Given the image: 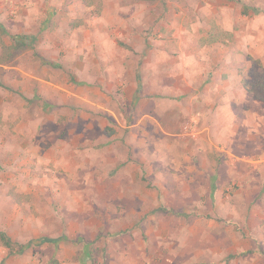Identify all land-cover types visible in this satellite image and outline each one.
I'll return each instance as SVG.
<instances>
[{"label":"rangeland","instance_id":"obj_1","mask_svg":"<svg viewBox=\"0 0 264 264\" xmlns=\"http://www.w3.org/2000/svg\"><path fill=\"white\" fill-rule=\"evenodd\" d=\"M0 39V264H264V0H0Z\"/></svg>","mask_w":264,"mask_h":264},{"label":"crops","instance_id":"obj_2","mask_svg":"<svg viewBox=\"0 0 264 264\" xmlns=\"http://www.w3.org/2000/svg\"><path fill=\"white\" fill-rule=\"evenodd\" d=\"M162 87H164V85H162ZM129 88H130V86H129ZM130 90H131V88H130ZM133 90H135V89H133ZM160 90H161V94H160V101L159 102H160V105H162V106H161V109H159V111L162 110V112H164L163 115L166 114L167 112L169 114V112H171V111L174 112V115H177L179 113V109L177 111H175V109L177 107H181V105H182V101L181 100L182 99L181 98H178L177 101H176V99L175 100H172V99H170V97H166V95H169L168 93L162 91V88ZM217 90H219V89H217ZM232 90H236L237 93H235ZM227 92H228L227 93V97L224 98V99L227 100L225 102H222L223 99H217L218 98L217 95L223 94L224 92L223 91H218L217 93L215 92L213 98L217 96L216 97L217 100L213 99V103H212L213 106H211V108H210V111L212 112V114L214 113L215 116H217L219 114L222 115V113L225 110L226 111H230L233 114H238V113H241L242 112V108H244V104L242 103V101H240L238 99V96L240 94L244 93L245 91L243 89H240L239 86L236 87V85H235V87H233L232 89H229L228 88V91ZM195 99H196V97H195ZM195 99L194 98L192 99L193 102H196V101H194ZM201 100L204 101V99L202 97H201ZM193 102H191V103L193 104ZM198 103H202V102H198ZM204 103H206V102H204ZM156 106H157L156 105V102H154L153 100H149L148 103L144 104V106H143L142 109H143L144 112L150 113V112L156 111L158 109ZM193 106H194V109H195L196 106L197 107H200L198 105H195V103L193 104ZM232 116H233V118H236L237 119L236 116H234V115H232ZM195 117L199 118V115L196 114ZM240 125H237V127H239ZM88 128L90 129L89 125H88ZM200 174L203 175L204 172L201 171ZM222 190L223 189H221V190L220 189H217V191L215 192L214 189L211 190V188L208 187V188L204 189L201 192L195 191L194 195H196V194H199V195H202V196L203 195H210V197L216 195V197L220 200V197L222 195ZM231 208H232V211L233 212L236 211V207L233 206ZM240 208L242 209V206ZM228 209H229V211H231L229 207H227V210ZM259 210H260V207L258 208V211ZM250 222H252L251 223L252 226H256L257 220H256V212L255 211L253 212V216L250 219ZM216 238H219V236H217ZM242 243H244L245 246H249V245H251V243H254V246L251 247V248H249V247H241V248H239V250H240V252L249 251V253H248L249 259L253 260L255 258L258 261H261L262 260L263 263H264V257L259 252L261 250V248L257 245V242L256 241H254L252 239H247L246 241H243ZM216 244H220V242H216ZM262 244L264 245V241L262 242ZM231 247H229V250H230ZM224 248H225V251L228 250V247L227 246H225ZM221 254H223V251H219V252H216V253H213V252L212 253H206V252L203 253V251L201 249H198V251H195L194 256H193V259H192L193 261L191 263L192 264H199L198 262L199 261H202L203 264H223V263H220V259L222 258L221 257L222 256ZM224 264H227V263L224 262Z\"/></svg>","mask_w":264,"mask_h":264},{"label":"trees","instance_id":"obj_3","mask_svg":"<svg viewBox=\"0 0 264 264\" xmlns=\"http://www.w3.org/2000/svg\"><path fill=\"white\" fill-rule=\"evenodd\" d=\"M3 32H4V30H3ZM3 32H2V34H3ZM210 35H211L210 36L211 38L208 40V42L214 43L217 39L214 37L213 34H210ZM226 35L228 36V38H230V36H231V34H228V33H226ZM0 44L3 45L1 39H0ZM250 58L253 60L255 66H258L259 64L261 66V63L259 60L253 59L252 57H250ZM255 70L257 72V69H255ZM253 76H254V74H252V72L247 75V81L244 82L245 88L249 92H251L257 99L264 101V70H263V72L258 73V76H260L259 79H254V80L250 79V78H253ZM154 212H161V213H167L168 212V213L180 215V213H178L177 211H175L173 209H167L165 207H160L156 211L154 210ZM36 242L38 244H43L45 242L55 243V242H57V240L53 239V238H49V237H42ZM0 243L8 249L9 254L23 253L27 248L25 245H19L18 246V244L14 243L12 238L8 234H6L4 231H0ZM17 246H18V248H17Z\"/></svg>","mask_w":264,"mask_h":264}]
</instances>
